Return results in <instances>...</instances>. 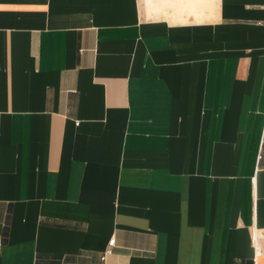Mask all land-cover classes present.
I'll use <instances>...</instances> for the list:
<instances>
[{"label": "crops", "instance_id": "crops-1", "mask_svg": "<svg viewBox=\"0 0 264 264\" xmlns=\"http://www.w3.org/2000/svg\"><path fill=\"white\" fill-rule=\"evenodd\" d=\"M264 264V0H0V264Z\"/></svg>", "mask_w": 264, "mask_h": 264}, {"label": "built area", "instance_id": "built-area-1", "mask_svg": "<svg viewBox=\"0 0 264 264\" xmlns=\"http://www.w3.org/2000/svg\"><path fill=\"white\" fill-rule=\"evenodd\" d=\"M114 244L115 237L111 236V238H109L107 242L106 247L100 252V259L102 261V264H112V262L108 260V256L112 253Z\"/></svg>", "mask_w": 264, "mask_h": 264}]
</instances>
